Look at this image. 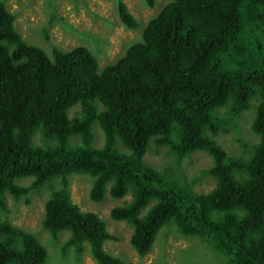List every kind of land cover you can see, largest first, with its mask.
<instances>
[{
    "label": "trees",
    "instance_id": "1",
    "mask_svg": "<svg viewBox=\"0 0 264 264\" xmlns=\"http://www.w3.org/2000/svg\"><path fill=\"white\" fill-rule=\"evenodd\" d=\"M115 15L127 28L141 25L123 0ZM14 19L0 2V264L51 260L48 242L6 214L7 196L29 204L32 195L42 199L40 229L51 239L69 230L62 254L72 250L76 260L87 252L96 264H138L104 249L117 238L114 224L131 226L140 258L173 220L224 254L222 264H264V0H169L100 69L84 45L28 43ZM223 134L236 150L219 143ZM151 147L161 165L144 159ZM194 151L211 165L188 179L182 160ZM80 173L93 177L91 200H102L107 184L122 199L111 222L71 200L69 177ZM204 174L215 185L196 193Z\"/></svg>",
    "mask_w": 264,
    "mask_h": 264
},
{
    "label": "rangeland",
    "instance_id": "2",
    "mask_svg": "<svg viewBox=\"0 0 264 264\" xmlns=\"http://www.w3.org/2000/svg\"><path fill=\"white\" fill-rule=\"evenodd\" d=\"M116 1L0 0L9 11L15 14L14 26L25 41L39 45L47 51L53 45L61 50H68L78 44L84 45L97 58L98 69L113 62L124 52L131 41L139 39L141 29L149 17L156 14L169 0H156L153 7L147 6L145 0H123L141 24L136 29L125 27L117 19L115 15ZM73 109L75 107H72V111ZM249 109H253V107ZM94 129L93 125L94 144L100 146L103 143V134L99 130L94 132ZM250 132L249 130L243 133V136H247L248 140H250L251 135L248 134ZM231 139L229 134H223L217 140L228 150L234 151L237 149V144L233 143ZM150 143L147 147L150 146ZM116 145L118 148H122L119 141ZM158 150L161 151V149ZM191 155H193L191 161L185 160L187 157L182 160L184 161V174L188 179L207 168L209 164L211 165V158L206 152L194 151ZM144 159L156 166L161 165L164 160L154 147L146 150ZM27 178H23L19 182L26 183ZM92 180L93 177L86 173L71 174L69 177L71 200L80 209L92 210L109 223L112 221L109 216L110 207L120 204L122 199L109 196L107 193L109 184H107L104 190V198L99 202L92 201L88 196V189ZM215 182L214 176L204 174L193 186V189L196 193H204L212 189ZM128 192L130 194V191ZM41 201L42 199L38 195H32L31 203L26 204L24 202L23 204L22 200L16 203L7 196L8 211L6 214L12 224L34 232L42 243L48 242L45 245L48 253L47 259H51L48 264H96L87 252H83L78 260L74 258L72 250H68L67 255L62 254L61 243L63 239L68 237L69 230H61L57 239H51L48 231L40 229ZM152 203L153 201L141 209L140 216L146 213ZM117 223L111 230L114 235L118 234L117 238L115 237L118 248L111 249L110 245L114 242L111 239L106 240L103 245L107 252L123 260H130L138 264H222L227 258L200 236L179 232L173 220L164 223L158 229L155 236L157 238L151 245L149 252L139 258L129 242L128 235L131 232L129 229L131 226L129 227L121 221Z\"/></svg>",
    "mask_w": 264,
    "mask_h": 264
},
{
    "label": "clouds",
    "instance_id": "3",
    "mask_svg": "<svg viewBox=\"0 0 264 264\" xmlns=\"http://www.w3.org/2000/svg\"><path fill=\"white\" fill-rule=\"evenodd\" d=\"M94 136H95V135H94ZM92 201H93V200H92ZM99 201H101V200H99ZM99 201H96V202H99ZM111 240L114 241V242L110 245V246H111V249H113V250L117 249V248H118V247H116V246H117V244H116L117 241H115V238H112ZM132 248H133V247H132ZM133 249H134V248H133ZM135 252H136V251H135ZM148 252H149V251H148ZM148 252H147V253H148ZM108 253H109V252H108ZM147 253H146V254H147ZM109 254H110V253H109ZM136 254H137V253H136ZM144 255H145V254H144ZM144 255H143V256H144ZM137 256H138V254H137ZM143 256H142V257H143ZM138 257H139V256H138ZM128 261H130V260H128Z\"/></svg>",
    "mask_w": 264,
    "mask_h": 264
}]
</instances>
